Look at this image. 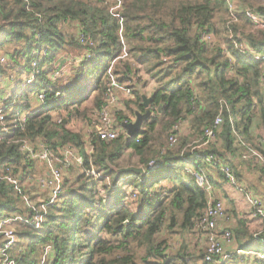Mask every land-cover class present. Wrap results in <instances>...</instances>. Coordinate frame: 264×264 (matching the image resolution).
Returning <instances> with one entry per match:
<instances>
[{
  "label": "trees",
  "instance_id": "16d2710c",
  "mask_svg": "<svg viewBox=\"0 0 264 264\" xmlns=\"http://www.w3.org/2000/svg\"><path fill=\"white\" fill-rule=\"evenodd\" d=\"M225 2L122 0L115 17L104 0H0V49L9 42L18 45L7 57L16 67L0 62V78L12 84L4 101L7 132L0 124V167L7 165L22 179L35 172V162L25 160L18 150L20 140L35 144L41 138L52 151L71 147L84 158L81 165L70 167L40 228L18 222L19 242L6 250L15 264H38L45 245L51 248L48 264H189L185 235L193 232L210 195L217 199L212 187L218 182L209 169L226 182L219 169L201 157L212 155L229 164L241 181L227 158L236 150L247 152L246 148L264 156L263 146L251 143L258 142L253 129L257 133L263 129L259 134H264V61L250 55L264 56V32L239 36L234 25L237 18L247 20V10L235 11V22L226 20L225 29L218 32L213 17ZM258 11L264 17V10ZM75 34L87 37L85 42ZM211 35L218 39L212 41ZM123 49L127 56L121 58ZM60 53L69 54L65 57L68 65L75 66V79L60 81L66 72ZM85 54L88 57L81 58ZM118 57L113 74L134 92V99L126 102V113L116 114V121L130 122L129 114L145 112L143 92L138 90L145 85L140 67L156 84L149 102L153 117L132 138L103 142L93 137L88 160L83 134L66 125L73 117L92 122L105 101L107 68ZM52 67L62 70L57 81L51 78ZM33 73V82L23 86V79ZM41 93L46 94L42 105L37 100ZM32 98L38 102L36 110ZM25 110L21 127L18 117ZM63 110L70 117L66 124L61 116L52 115ZM218 115L223 124L217 138L198 149L204 144L202 129ZM184 121L191 130L188 144L198 139L194 148L176 138L177 126ZM126 150L138 156V164L129 165L140 166L142 173L115 172ZM89 161L98 179L86 174ZM194 173L203 174L211 186L209 194L197 184ZM30 198L38 205L47 202V195L42 200ZM13 216L28 219L29 210L14 188L0 181V220ZM260 227L252 233L247 221L239 220L230 230L237 247L254 253L253 249L264 248ZM177 238L181 241L174 249ZM4 245L0 238V250ZM204 254L205 247L195 253V260L217 264L206 263ZM229 256L221 264H264L256 257L251 260L232 252Z\"/></svg>",
  "mask_w": 264,
  "mask_h": 264
},
{
  "label": "built area",
  "instance_id": "2783aa9c",
  "mask_svg": "<svg viewBox=\"0 0 264 264\" xmlns=\"http://www.w3.org/2000/svg\"><path fill=\"white\" fill-rule=\"evenodd\" d=\"M122 0H116L115 7L110 11L115 17L118 16ZM246 18L255 31L264 32V17L261 16L255 10H249L246 12ZM235 11L232 12L229 16L228 24L235 22ZM121 35V33H120ZM84 35H78L77 39L80 42H85ZM205 39L210 40L209 36ZM239 49H244L242 44L239 46ZM255 60L264 61V56L258 54H250ZM127 56L126 49H123V55L121 58ZM88 57L87 54L82 55L81 58ZM113 59L107 68L106 77H107V89L106 97L103 105L100 110L97 112L96 119H94L91 124L90 129L86 131L84 136V154L88 156V160H91V154L93 153V137H96L98 140L103 142H111L118 139L119 137H128L126 129L123 127L124 124H127V121L122 122V124L116 121L117 111H122L124 105L119 101L118 97L115 94V90L118 89L122 91L127 97H131L132 92L128 86H123L117 82L116 76L113 74V66L115 62L119 59ZM3 59H1V62ZM76 62L72 63H77ZM35 65V64H33ZM61 68L53 69L51 73V78L54 81H57L61 73ZM34 80V74H29L23 80V86L29 85ZM263 89H264V80H263ZM8 96L0 99V124L2 126L1 131L7 132L4 121V101ZM39 104H44L46 100V94H39L37 96ZM19 125L22 127L25 123V116L21 115L18 117ZM223 124V119L221 115L215 117L212 124L208 127L202 129V139L204 144L213 142L218 133L221 130ZM2 136H0L1 138ZM170 143L175 142L174 137L169 138ZM19 152L24 156L25 160L34 161L36 163H41L45 169L48 171L46 175H27L24 179L20 175L14 174L11 168L7 165L0 167V181H4L6 184L11 185L14 188V191L23 203L25 209L29 210V218L24 219L20 216H13L9 218H4L0 220V238L4 241V249H1V254L5 257L1 261V264H15L12 259H9L6 255V250L14 246L18 242L16 232L14 230V224L22 222L26 225H29L35 229L40 228L44 217L47 212V207L55 202L57 196L61 193L62 181L67 174L68 170L72 166H79L84 162L83 156L77 151V149L71 147L60 148L58 151H52L49 147L44 145V143L37 142L35 144L27 141L20 140L18 146ZM247 152H250L257 160L264 166V156L259 154L256 150L251 148L245 149ZM247 154H244L246 158ZM205 162L210 163L213 167L219 169L221 174L225 177L226 183H228L232 188L236 189L241 195H243L251 207V212L254 217L260 220L261 226L264 228V200L256 196L251 189L245 185L242 181H239L234 176L230 167L226 164H223L215 156L201 157ZM90 162V169L86 171V174L93 176L95 179H98L99 174L93 169ZM197 184L203 188L208 194L211 192V187L208 183L204 182V176L202 173H194ZM27 183L28 187L32 183V186H37L38 189L47 193V202L38 203L30 198L28 193V187L25 186ZM225 218V211L223 209V203L220 199L212 198L211 195L207 201V205L202 213L197 217L194 222V230L198 234L205 235V254L204 260L206 263H225L229 256V252L235 253L236 255H246V256H255L260 260H264V254L254 253L251 251H244L241 248H235L234 251H227L226 247L231 246L234 243L232 234L230 230L223 229L218 230V222ZM42 254L38 264H48L49 255L51 248L49 245L42 247Z\"/></svg>",
  "mask_w": 264,
  "mask_h": 264
},
{
  "label": "rangeland",
  "instance_id": "374dc122",
  "mask_svg": "<svg viewBox=\"0 0 264 264\" xmlns=\"http://www.w3.org/2000/svg\"><path fill=\"white\" fill-rule=\"evenodd\" d=\"M104 1H105V5H107V11L108 12H110L116 5V0H104ZM225 1H226L225 2V7L217 9L215 11L214 17H213V24L215 25L216 30L218 32L220 30L223 31V29H225L224 26H225L226 20L229 21V16L234 11H236V13H241L244 10H247V11L255 10L256 12L260 13L258 11L259 9L264 10V0H225ZM103 6H104V2H103ZM227 10H228V13H227ZM245 20H241V19L239 20L237 18L236 24L234 25L235 29H236V32H238L240 37L245 36L247 34L248 35L249 34L250 35H257L258 33L262 32V31H255V30L253 31V29L251 28L249 22L247 20L246 21ZM76 34H77V32H76ZM76 34H75V36L77 38L78 35H76ZM211 36H212V39H211L212 41H215V40L218 39L217 36H214V35H211ZM16 47H18V45L9 42V43H6V45L3 48L0 49V62H1V59H3V61L1 62L3 66H6L8 68H11L13 66L16 67L14 62L8 61V59H7V57L9 56V53L10 54L13 53ZM20 47H21V45H20ZM66 55H69V54H63V56H61L62 61L65 63L64 66L66 67V69H65L66 72H65V75L63 77L59 78L60 81H62L64 79L69 80V79L74 78V70H73V68L75 66L72 67L71 65H68L69 60L65 57ZM127 58L129 60H131V57H127ZM69 66H71L72 68H70ZM53 67H55V65ZM53 67H52V69H53ZM8 68H7V72L10 71ZM10 73H13V71L10 72ZM139 73L141 75V78L144 76L145 78L150 79L145 74L146 72L143 69V67H140V72ZM33 74H35V73H33ZM1 81L4 82V81H7V80L6 79L4 80V76H3V78L2 77L0 78V82ZM80 82L83 83L85 81L82 79V80H80ZM142 82L146 83V81H144V80ZM149 83H150V81H149ZM154 85L156 86V84L154 82H152V84H151V86L149 88L153 87ZM138 90L139 91L142 90V92H143L142 94H145V91H144L143 88H140ZM146 91H149V89L146 90ZM131 92H132V95H131L132 98L128 97V98H122L121 99L122 102H123V105H124V109L122 111H117V113H116L117 116L119 114L123 115L121 113H126V109H127L126 102H132L131 100L134 99V94H133L134 92L132 90H131ZM92 97H93V94H91L89 96V99L92 98ZM36 108H37V106L35 107L34 110H36ZM132 108L135 109V107L132 105V107L130 109L131 112H132ZM25 113H26V110L22 113V115H25ZM52 115H54L53 119H56L57 117L61 116L63 124H66L68 122V121H66V119L70 118L65 113V110H63V111H61V112H59L57 114L53 113ZM117 116H116V118H117ZM133 117L134 116H131V114H129L128 118L132 119ZM93 119H96V116H93L92 121H93ZM66 126H67V129L69 131H73V132H78V133L84 134L88 130L87 127H89V124H88V121L79 120V119H76V118L73 117V118L70 119V123L68 125H66ZM258 132L260 133L261 131H258ZM253 133L255 135V133H256L255 129H253ZM39 141H40V143H45L44 140L41 139V138H39ZM197 143L193 144L192 141H191V145H195ZM251 143L253 144V146L257 145V142L254 139L251 140ZM244 154H247V156L249 158L248 157H247L248 159L244 158ZM251 157L248 154V152H245V151L244 152H239L238 150H236L235 151V155L233 156V161L231 163L234 165V167L236 168L237 172H239V169H238L239 167H242L243 170L247 169V172L244 173V171H243V174H245V175H244V177L242 176V179L245 180L246 184H249V186H252V184H255V187L254 186L253 187L256 189V191L257 190L261 191L263 189V185H264V182H263L264 181V166L257 160L256 157H254V158H251ZM38 169H40V168H37V170ZM250 169H252V170H250ZM41 170H42V168H41ZM70 171H72V169ZM68 172H69V170H68ZM253 172L255 174H253ZM39 174H40L39 171H37L35 173V176H38ZM211 175H212L211 177H212L213 180L217 181L220 185L221 184L223 185L222 186L223 189H221V191H216L218 193L217 194V198L220 199L219 194H222L223 198L226 197V199H227V200H224L222 197L220 199L222 201V203H223V209L225 211V218L218 222V225H217L218 230H220V229L221 230H223V229L224 230L225 229L231 230V229H233L236 226V224H237V222L239 220L243 219V220H246L247 222L248 221L250 222L248 226H249V228H251L250 229L251 232H258L259 229H260V225H259L260 223L257 221L256 225L254 227V226H252V222L250 220H248V212L251 210V207L248 204V202L246 201L245 197L243 195H241L239 192H237V190L232 188L230 185H228V184L225 185L226 182H223L222 180H219L218 173L215 170H211ZM72 177H73V175H72ZM25 186L28 187L27 183H25ZM30 186H32V183L30 184ZM36 190H38V189H34V191H36ZM45 195H46V192L43 193V197H45ZM261 196H262V194H261ZM18 226H19L18 224H14L13 227H14L15 232L18 231ZM193 232L197 233V231L194 230V228H193ZM185 238H187V237H185ZM18 242H19V239H18ZM39 248H41V247H39ZM229 248H230V251L234 250V245L229 246ZM253 251H255L256 253L259 254V253L264 252V248L261 247L259 249H253ZM247 257L249 259H251V260H254L253 258H255V256H253V257L252 256L251 257L247 256ZM3 258H5V257L0 252V261H2ZM246 263L247 264H254L253 262H246ZM246 263L240 262V264H246Z\"/></svg>",
  "mask_w": 264,
  "mask_h": 264
},
{
  "label": "crops",
  "instance_id": "0c3cea01",
  "mask_svg": "<svg viewBox=\"0 0 264 264\" xmlns=\"http://www.w3.org/2000/svg\"><path fill=\"white\" fill-rule=\"evenodd\" d=\"M62 55H60V57H61ZM60 59V58H59ZM60 61H62V60H60ZM141 80H144V81H146V83H144L145 85H144V87H142L143 89H144V91H145V94H142V96H141V98H142V101H143V97H145V98H150V95H151V93H152V91H153V89L155 88V85L153 86V87H151V88H149L150 86H151V84H152V82H154V81H152V80H150V79H147V78H145L144 76L141 78ZM149 81H150V83H149ZM149 83V84H148ZM155 83V82H154ZM149 89V91H146V90H148ZM12 91V84H11V82H9L8 80L7 81H1L0 82V99H3L4 97H6V96H8L9 97V93ZM115 94H116V96L118 97V99H119V101L123 104V102H122V98H128L126 95H124L123 93H122V91H120V90H118V89H116L115 90ZM131 98H132V96H131ZM133 100V99H132ZM32 102H33V104H32V109H35V107L38 105V102L37 101H34V99L32 98V100H31ZM135 113L136 112H134V117L130 120V122H127V123H131V122H133L134 120H135ZM93 121H94V119H93ZM93 121L91 122V123H88L89 124V127H87V129H90V127H91V124L93 123ZM257 123H256V125L257 126H260L261 127V124L260 123H258V121H256ZM123 127H124V125H123ZM142 128V127H141ZM177 135H176V138H178V139H180V140H184V141H186L187 142V140H189V139H191V130H190V128H189V126H188V123L186 122V121H184V122H181L178 126H177ZM261 131H263V129H261ZM263 133V132H262ZM85 134H86V132L83 134V136H85ZM196 139V140H195ZM256 139H257V144L258 145H262L263 146V148H264V134H259V133H257L256 132ZM193 140H195V141H192V143L194 144L198 139L197 138H194ZM187 146H190L191 145V142L188 144V142H187V144H186ZM192 146V148H194L195 147V145H191ZM202 146H203V144H199V145H197L196 147L198 148V149H200V148H202ZM227 160L229 161V162H231V161H233V157H228L227 158ZM118 164H119V168H116V169H121V168H127V167H136V168H140V166H133V165H129V164H138V156L137 155H134L133 153H132V151L131 150H126L125 152H124V155L122 156V158L120 159V161L118 162ZM229 165V164H228ZM35 168H36V170H35V172H33L32 174H33V176H35V173L37 172V171H39V175H46L47 174V170L45 169V167L41 164V163H36L35 162ZM37 168H40V169H38L37 170ZM41 168H42V170H41ZM115 169V168H114ZM239 169V172H238V174H239V176H241L240 177V180L245 184V185H247L250 189H251V191L256 195V196H259V197H261L263 200H264V185H263V189L261 190V191H259V190H257L256 191V189L254 188L255 187V184H252V186H249V184H246V182H245V180H243L242 179V176L244 177V175L245 174H243V171H244V173L245 172H247V169H242V167H239L238 168ZM212 170V168L211 169H209V171H208V173L210 174V171ZM250 170H252V169H250ZM254 171V170H253ZM255 172V171H254ZM253 172V174H255ZM123 173H128V172H123ZM129 173H132V172H129ZM67 175V174H66ZM65 175V176H66ZM264 182V181H263ZM214 184V187H212L214 190H215V194H218L216 191H221V189H223L222 188V184L220 185L219 183H218V186L217 185H215V183H213ZM228 183H225V185H227ZM224 185V186H225ZM229 185V184H228ZM254 186V187H253ZM34 189H38V187L37 186H30V187H28V193L30 194V196H33V197H35L36 199H38V200H42V199H44L45 197H46V195H45V197H43V193H44V191H42V190H40V189H38V190H36V191H34ZM234 191V190H233ZM236 193V192H235ZM258 193V194H257ZM261 194H262V196H261ZM219 197H220V199H221V197L223 198V196H222V194H219ZM218 199V198H217ZM224 200H227L226 199V197H224L223 198ZM248 220H250L251 222H252V226H254L255 227V225H256V222L258 221L259 223H260V220L258 219V218H256V217H254L253 216V214H252V212H251V210L248 212ZM249 221L247 222V224L249 225ZM260 226H261V223L259 224ZM261 228V227H260ZM250 229L251 228H249V231H250ZM260 230V229H259ZM251 232V231H250ZM253 233V232H252ZM188 235V236H187ZM187 238H186V245H187V248H188V250L186 251V253L184 254V256H185V258L187 257L188 258V260H189V264H201V262H200V260H195V253H198L199 252V250H201L203 247H205V235H202V234H198V233H194V232H192V233H190V234H186L185 235ZM181 241V239L180 238H177L174 242H175V244H174V249H176V248H178V246L179 245H176V243H178V242H180ZM232 245H234V249L235 248H238L237 247V245H236V243L234 242ZM226 250L227 251H230V248H229V246H227L226 247ZM232 251H234V250H232ZM249 257H251V256H249ZM253 257V256H252Z\"/></svg>",
  "mask_w": 264,
  "mask_h": 264
},
{
  "label": "water",
  "instance_id": "95a60500",
  "mask_svg": "<svg viewBox=\"0 0 264 264\" xmlns=\"http://www.w3.org/2000/svg\"><path fill=\"white\" fill-rule=\"evenodd\" d=\"M149 102L150 98L143 97V106L145 108L144 113L136 112L135 113V120L131 123L124 124V128L127 131L128 137L132 138L137 132L141 130V127L147 119L153 117L152 112L149 109ZM116 173H123V172H132L135 174H140L143 172L142 168H136V167H127V168H121V169H114Z\"/></svg>",
  "mask_w": 264,
  "mask_h": 264
},
{
  "label": "bare ground",
  "instance_id": "6f19581e",
  "mask_svg": "<svg viewBox=\"0 0 264 264\" xmlns=\"http://www.w3.org/2000/svg\"><path fill=\"white\" fill-rule=\"evenodd\" d=\"M254 31V30H253Z\"/></svg>",
  "mask_w": 264,
  "mask_h": 264
}]
</instances>
